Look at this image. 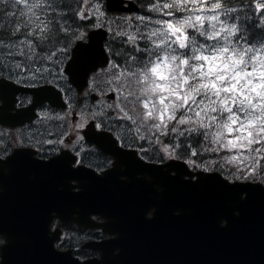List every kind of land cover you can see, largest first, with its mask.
Segmentation results:
<instances>
[{"label":"snow or ice","instance_id":"obj_1","mask_svg":"<svg viewBox=\"0 0 264 264\" xmlns=\"http://www.w3.org/2000/svg\"><path fill=\"white\" fill-rule=\"evenodd\" d=\"M124 3L0 0V165L22 158L47 168L65 166L67 183L79 194L82 174L103 180L119 158H128L162 168L173 179L183 172L189 185L216 181L246 202L249 185L264 189V115L246 119L237 112L236 99L244 102L241 107L250 104L249 112L264 108V96L255 94L259 89L250 96L249 88L264 77L216 85L228 93L224 101L207 92L186 95L187 77L174 92L162 88L151 101L141 92L169 45L187 55L182 41L193 30L179 21L189 15L197 20L204 13L219 15L228 25L225 42L253 60L264 55V0H140L143 14L108 17L109 10L126 11ZM254 71L253 66L247 76ZM212 101L225 112L209 108ZM229 113L236 119L218 133V121ZM33 118L36 131H3V125ZM146 179L151 183L153 177ZM156 211L149 208L146 218L154 219ZM233 214L240 216L239 210ZM55 215L61 216L52 211L48 228ZM228 225L222 218L220 226ZM0 241V264H8L4 250L12 239L0 230ZM60 247L51 244L54 254H66Z\"/></svg>","mask_w":264,"mask_h":264},{"label":"flooded vegetation","instance_id":"obj_2","mask_svg":"<svg viewBox=\"0 0 264 264\" xmlns=\"http://www.w3.org/2000/svg\"><path fill=\"white\" fill-rule=\"evenodd\" d=\"M34 123L35 118L31 122L25 121L24 125H3L2 128L4 132H15L18 129L28 130ZM31 131H36V129L31 128ZM39 138L37 137V139ZM87 163L88 161L86 160L85 164ZM4 167L9 169L8 174L4 173ZM115 168L102 181H111L126 197V199L121 200L125 204V207H127L126 215L121 214L126 210L120 204V212L117 210H107L105 205L99 204L100 213H90L94 205L87 208L75 209L74 212L73 207L71 208L66 204L62 215L69 217L80 215L82 219H85L90 213L87 220H90L89 218L91 217L100 226L96 224H79L78 222L71 221L70 218L63 220L55 215L48 228V233L50 232L51 236L56 237L53 240L54 245H60L59 250H71L81 260H92L93 264H139L137 256L126 257L130 259V263H128V260L124 261L116 256L118 253L117 249H121L117 239L123 238L125 243L127 242L128 245L135 248L141 241H147L150 244H160L164 248L161 256L155 261L157 263L151 262L150 264H185V260L178 258V255H180L179 244L185 239L182 218L173 217L169 222L166 221L165 223L158 219V221L153 222L149 227L141 225V220H149L146 218V211L153 206L157 207L156 204L161 202V192L154 191L156 186H161L155 180L160 182L165 175L159 171L148 170L142 163H117ZM0 172L6 177V179H0V188L5 189L6 183H10L11 177L17 182L19 188L22 187L24 190L34 189L40 191L39 195L43 192L46 196L50 194V196L55 198L58 196V191L64 189L65 182L67 181L65 166L47 168L36 163H30L27 159L22 158L9 161L6 165H0ZM122 175H127L129 177L128 181L132 177L133 183L122 185L121 183H124L120 179ZM149 175L153 177L151 183L146 179ZM96 181L101 184V180ZM96 181L83 178L81 182L86 185L95 182L89 187L91 190H94L97 187ZM106 189L111 190L112 196H116V192L112 187ZM45 213L48 212L45 211ZM98 214L103 215L107 220ZM157 222H161L162 224H156ZM112 234H118L116 239H111ZM46 241L48 242L47 239Z\"/></svg>","mask_w":264,"mask_h":264},{"label":"water","instance_id":"obj_3","mask_svg":"<svg viewBox=\"0 0 264 264\" xmlns=\"http://www.w3.org/2000/svg\"><path fill=\"white\" fill-rule=\"evenodd\" d=\"M109 2L115 5L118 0ZM125 3L128 4L123 5L126 11L138 10L137 4L132 0H125ZM183 185H186L185 190L190 189L185 197L179 193L172 198L170 193H167L164 201L170 212L173 209L182 210L185 239L179 244L178 258L189 264H264V189L258 185H249L250 196L246 202H241L236 192L213 180L200 185L171 180L168 190L184 192ZM195 188L197 194L193 191ZM20 200V197L16 201L0 198V230L6 231L12 239V244L4 250L8 264L12 262L7 258L8 249L16 246L15 241L27 238L14 227L20 226L19 218L24 216L25 209H28L26 205L19 204ZM37 200L31 199L32 202ZM183 200L192 209L184 210L181 204ZM29 207L34 206L30 204ZM234 210H239V217L233 214ZM222 218L229 220L226 228L220 226ZM158 249L160 250V246ZM141 255L148 256V252L144 251ZM74 260L77 264H82Z\"/></svg>","mask_w":264,"mask_h":264},{"label":"clouds","instance_id":"obj_4","mask_svg":"<svg viewBox=\"0 0 264 264\" xmlns=\"http://www.w3.org/2000/svg\"><path fill=\"white\" fill-rule=\"evenodd\" d=\"M179 23L186 30H193V34L187 41H182L187 49V55L185 56L182 51L178 52L172 49L171 45L168 46L169 51L161 52V56L166 59L151 70L154 76H146L147 82L141 92V95L150 101L162 88L169 93L174 92L186 77L191 80L186 95L192 96L207 92L218 96L221 101L229 100L230 97L222 88L215 87L216 85L244 81L246 77L247 80H253L258 75L264 77V71H261L264 69V55H258L253 60L250 58V53L242 51L240 47L230 41L225 42L221 37L228 30V25L226 21H220L219 15L204 13L199 20L194 15H189ZM253 66L256 71L252 72L251 76H247L248 70ZM155 77L159 78L160 84L157 83ZM241 87H244L243 83H241ZM249 88L252 89L250 96L256 89H259L258 92H255L258 97L264 96V81L249 85ZM205 99H210V95L205 96ZM243 103L238 98L236 99L237 112L244 114L246 119L264 115V108H260L259 105L256 112H249L251 105L247 104L241 107ZM208 107L215 108L220 113L225 112V107L215 101L209 103ZM234 119L236 117L231 113L223 115L218 121L215 131L225 133ZM8 172L9 169H4L5 174ZM2 191L3 188H0V192Z\"/></svg>","mask_w":264,"mask_h":264},{"label":"trees","instance_id":"obj_5","mask_svg":"<svg viewBox=\"0 0 264 264\" xmlns=\"http://www.w3.org/2000/svg\"><path fill=\"white\" fill-rule=\"evenodd\" d=\"M136 1L138 2V4H140V0H136ZM141 13H143L142 8H141ZM126 16H134V14H128V15H126Z\"/></svg>","mask_w":264,"mask_h":264}]
</instances>
